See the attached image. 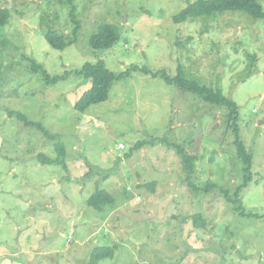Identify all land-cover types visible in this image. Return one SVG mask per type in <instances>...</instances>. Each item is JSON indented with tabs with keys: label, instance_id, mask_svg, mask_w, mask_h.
<instances>
[{
	"label": "rangeland",
	"instance_id": "obj_1",
	"mask_svg": "<svg viewBox=\"0 0 264 264\" xmlns=\"http://www.w3.org/2000/svg\"><path fill=\"white\" fill-rule=\"evenodd\" d=\"M198 1L0 0L10 13L0 28V264H90L95 247L112 252L97 264H264V20L226 11L174 22ZM73 10L76 42L51 48L49 30L73 38ZM104 23L119 41L93 50ZM32 62L50 77L32 72ZM98 62L115 75L135 66L175 77L181 66L237 104L253 157L252 180L238 194L246 216L222 193L233 197L245 181L227 110L133 71L107 101L78 112L90 83L76 72ZM57 143L66 169L37 159L55 160ZM174 145L196 157L190 176ZM208 183L215 188L206 193ZM98 189L113 200L101 212L86 203Z\"/></svg>",
	"mask_w": 264,
	"mask_h": 264
},
{
	"label": "trees",
	"instance_id": "obj_2",
	"mask_svg": "<svg viewBox=\"0 0 264 264\" xmlns=\"http://www.w3.org/2000/svg\"><path fill=\"white\" fill-rule=\"evenodd\" d=\"M226 11H234L247 14L251 16L253 19L264 20V10L259 3V0H209L204 1L200 0L192 5H189L185 10H183L178 16L174 18L175 23H185L189 20H195L196 18L203 16H214L219 13H223ZM10 19V13L7 9H0V28L5 27ZM71 19L75 25L72 36L70 39L63 34H58L53 30H49L45 35V40L48 45L55 49L62 51L68 45H71L77 40V33L80 30V22L76 19L74 15V10L71 13ZM119 41V34L117 29L109 25L107 23L101 24L97 32L91 37L89 45L93 50H109L111 49L117 42ZM31 71L34 73H40L45 77L49 78L47 75V71L32 62ZM133 71H141L144 74H151L154 78L160 77L166 84L174 85L182 92H190L191 94L196 95L200 100L204 103L215 105L216 107H224L227 112V130H231L235 135L234 145L236 147V158L243 165V174H244V185L235 192L234 196H228L226 191L222 193L225 195L226 202L233 204V210L236 213H239L241 216H246V214L242 211L241 206L238 203V194L242 192V190L247 187V185L251 182V168L253 165V157L252 154L249 153L244 141L240 137L239 127H238V107L237 104L226 97L223 91L219 88H212L202 84L199 82L185 76L183 71V67H178V73L175 77H169L164 72L159 73H150L148 69H140L138 67L133 66L131 70L127 72H123L119 75H115L110 72L103 62H98L97 64H85L80 71L76 72V75L82 77L86 82L90 83L89 89L83 93L80 99L76 102L74 108L78 112H85L91 106L101 104L108 100L109 92L112 87V84L115 81H119L124 77L129 76V74ZM66 77L53 78L52 84H56L60 80H64ZM9 116L16 118L23 122L26 126H31L37 128L48 140L55 142L58 137L50 135L41 124H37L34 122L28 121L25 116L20 113L10 112ZM163 141V139L161 140ZM165 142V141H164ZM142 146V143L138 144L134 149H138ZM176 149L178 156L181 157L184 172L189 176L194 171V162L196 161V157L187 155L179 146H173ZM56 152L58 156L55 160L47 159L44 155H39L37 157L40 160L42 165H53L58 164L63 166L65 169L67 168L64 159H65V148L60 144H56ZM62 159V161H60ZM215 188L213 184H206L202 191L208 193L212 189ZM112 196L106 190H96L88 199L87 205L94 209L97 212H101L103 206L106 204L112 203ZM194 226L199 227V221L201 219L200 215H196L193 217ZM112 255V252L109 248L103 247H95L92 249L90 253V264H97L100 260L104 258H109Z\"/></svg>",
	"mask_w": 264,
	"mask_h": 264
}]
</instances>
